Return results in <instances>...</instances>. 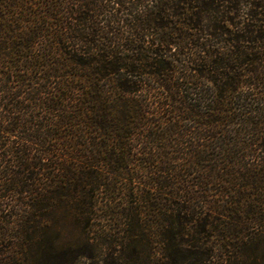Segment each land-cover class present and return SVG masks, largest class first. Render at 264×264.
I'll return each instance as SVG.
<instances>
[{
	"label": "trees",
	"instance_id": "1",
	"mask_svg": "<svg viewBox=\"0 0 264 264\" xmlns=\"http://www.w3.org/2000/svg\"><path fill=\"white\" fill-rule=\"evenodd\" d=\"M0 264H264V0H0Z\"/></svg>",
	"mask_w": 264,
	"mask_h": 264
}]
</instances>
